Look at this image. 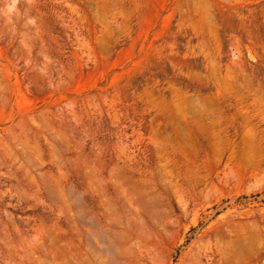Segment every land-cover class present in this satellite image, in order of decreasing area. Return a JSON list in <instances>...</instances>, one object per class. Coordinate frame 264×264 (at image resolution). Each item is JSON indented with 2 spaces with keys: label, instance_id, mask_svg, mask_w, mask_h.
I'll return each instance as SVG.
<instances>
[{
  "label": "rangeland",
  "instance_id": "374dc122",
  "mask_svg": "<svg viewBox=\"0 0 264 264\" xmlns=\"http://www.w3.org/2000/svg\"><path fill=\"white\" fill-rule=\"evenodd\" d=\"M0 264H264V0H0Z\"/></svg>",
  "mask_w": 264,
  "mask_h": 264
}]
</instances>
